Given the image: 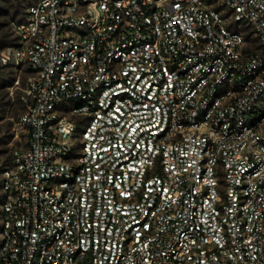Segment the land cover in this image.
<instances>
[{
    "label": "built area",
    "instance_id": "built-area-1",
    "mask_svg": "<svg viewBox=\"0 0 264 264\" xmlns=\"http://www.w3.org/2000/svg\"><path fill=\"white\" fill-rule=\"evenodd\" d=\"M0 264H264V0H36Z\"/></svg>",
    "mask_w": 264,
    "mask_h": 264
},
{
    "label": "rangeland",
    "instance_id": "rangeland-1",
    "mask_svg": "<svg viewBox=\"0 0 264 264\" xmlns=\"http://www.w3.org/2000/svg\"><path fill=\"white\" fill-rule=\"evenodd\" d=\"M34 1L0 0V53L7 47L19 44L16 25L25 20L27 9ZM31 75L27 64H3L0 60V241L1 173L11 165L14 151L27 142V132L19 121L24 111L21 97Z\"/></svg>",
    "mask_w": 264,
    "mask_h": 264
}]
</instances>
